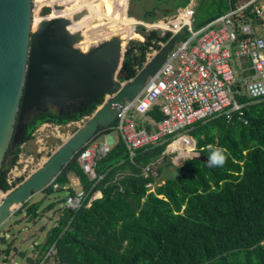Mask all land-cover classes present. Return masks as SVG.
<instances>
[{
	"label": "trees",
	"instance_id": "obj_1",
	"mask_svg": "<svg viewBox=\"0 0 264 264\" xmlns=\"http://www.w3.org/2000/svg\"><path fill=\"white\" fill-rule=\"evenodd\" d=\"M99 1L119 5L120 0ZM189 1L155 0L139 18L146 21L158 18L162 2L169 7L160 13L168 15ZM237 1L198 0L194 27L221 15ZM140 31L143 41L132 39L126 44L118 73L121 80L133 78L144 65L147 53L158 49L160 42L170 37L169 32L146 30L143 26ZM132 33L130 31V35ZM188 34L184 29L171 41L183 40ZM103 99L101 96L65 115L55 109L36 112L26 123L21 139L6 149L0 167V193L24 179L23 176L10 179V170L18 161L22 145L34 138L33 133L40 125L78 121L91 115ZM241 99L248 101L243 109L247 123L236 117L229 122L223 117L195 122L186 133L193 138L195 151L206 160L186 158L180 169L193 171V174L154 184L151 191L146 183L155 178L140 176L139 167L159 157L171 138L153 147L137 149L132 159L118 138L96 165L97 171L105 176L93 187L77 164L76 153L58 174V182H68V174L72 172L86 190L87 198L95 189H99L102 196L75 211L62 208L56 224L35 246L37 256L33 264L41 260L53 242L54 261L69 264H264V100L252 102L245 96ZM147 114L155 121L164 117L159 105L153 106ZM102 128L98 127L97 132ZM188 139L177 160L183 153L192 154L193 142ZM209 145L226 149L227 160L222 167L208 166ZM172 164L169 158L164 159L159 173ZM127 170L131 174L112 183L117 172ZM119 183L122 191L117 190ZM53 192L56 191L50 185L43 190L47 195ZM40 206L38 201H27L14 214L24 209L33 219L41 215ZM53 207L54 203H49L45 210Z\"/></svg>",
	"mask_w": 264,
	"mask_h": 264
},
{
	"label": "built area",
	"instance_id": "obj_2",
	"mask_svg": "<svg viewBox=\"0 0 264 264\" xmlns=\"http://www.w3.org/2000/svg\"><path fill=\"white\" fill-rule=\"evenodd\" d=\"M194 13V7L188 3L177 7L169 16L152 21L136 19L133 23V31L138 25L146 30L170 33L169 39L160 42L158 49L147 53L145 62L182 30L186 29L189 34L183 40L172 41L174 44L164 61L147 77L138 95L125 100L119 107L113 125L103 127L77 152L76 162L92 182V187L104 179L105 173L98 172L96 165L118 138L123 141L132 159L139 148L153 147L169 138L173 142L188 136L182 133L197 121L223 117L229 122L236 117L246 124L248 120L243 109L248 101L242 100L241 96H247L252 102L264 100V92L259 91L264 88V36L258 35L255 30L256 25H264V0H240L221 15L196 28L193 25ZM134 38L128 37L124 41L125 47ZM138 39L144 40L142 36ZM246 69L250 74L242 75ZM116 80L120 84L127 81L119 79L118 74ZM254 90L259 94L254 95ZM141 104L148 105L143 112L139 110ZM155 105H159L164 116L160 121L147 114ZM170 143L159 157L139 167L140 176L155 179L159 176L158 170ZM129 174L128 170L117 172L112 183ZM57 176L52 177L49 185L54 191H66L60 202L62 208L75 211L102 196L101 191L95 189L87 198V192L82 187L75 188V182L70 181L60 184ZM154 184L155 180L146 183L148 191ZM122 189L119 183L117 190ZM55 251L53 242L37 264H69L54 261Z\"/></svg>",
	"mask_w": 264,
	"mask_h": 264
},
{
	"label": "water",
	"instance_id": "obj_3",
	"mask_svg": "<svg viewBox=\"0 0 264 264\" xmlns=\"http://www.w3.org/2000/svg\"><path fill=\"white\" fill-rule=\"evenodd\" d=\"M68 5L45 4L35 11L33 0H0V167L8 145L21 139L26 123L36 112H75L104 96L94 112L33 172L0 193V224L30 197L43 192L52 177L95 136L98 127L114 122L122 103L138 95L174 44H164L133 78L120 84L116 75L125 50L122 38L111 35L83 49L79 44L82 34L70 30L69 25L82 18L86 10L62 15ZM191 156L206 160L198 153ZM180 166L173 163L163 168L155 184L194 173ZM26 261L33 264L34 258L27 256Z\"/></svg>",
	"mask_w": 264,
	"mask_h": 264
},
{
	"label": "rangeland",
	"instance_id": "obj_4",
	"mask_svg": "<svg viewBox=\"0 0 264 264\" xmlns=\"http://www.w3.org/2000/svg\"><path fill=\"white\" fill-rule=\"evenodd\" d=\"M239 1L240 0H238L237 3ZM154 2L155 0H120L119 5L115 3L108 5L109 11L120 14L121 21L124 24L129 25L130 31L134 32L132 28L133 23L136 19L140 20V15L150 9ZM197 2L198 0H190L189 4H191L195 9ZM119 7L121 9H119ZM168 7L169 6H166L163 2L160 4V8L158 9L160 15L159 17L169 16V14L162 15L160 13L168 10ZM159 31L160 33H163L161 30ZM257 31L259 34H263V28L259 25H257ZM141 36L144 39V36L140 31V27L135 25V32L128 35L127 38L135 37L134 39H137L141 38ZM90 44H88L87 47ZM151 52L152 50L148 53ZM86 118L87 117H84L78 121H70L65 124L46 123L45 125H40L33 133L34 138L22 145V151L19 154L18 161L10 170V179H14L16 176H23L25 178L33 172L68 136L71 135L74 130L77 129L79 125L83 123V121L86 120ZM182 135L188 134L183 132ZM114 136L116 137L115 134ZM187 137L192 140L191 136L188 135L178 138L177 141L173 142L171 147L168 145V151L165 153L163 160L169 158L172 162L181 165L186 158L193 154H197L192 140V154L177 160L178 154H181V150L177 151V149H183V147L189 143V139ZM68 178V181L73 184L75 182V188L81 187L78 178L74 175V173L70 172L68 174ZM65 193L66 191L62 189L48 195L43 192H39L30 197L28 202L32 203L38 201L41 203L40 216L30 219L29 215L25 213V210L23 209L21 213L13 214L0 224V264H30L26 261V257L31 256L34 258L37 256L35 246L42 242L46 232L56 223L58 215L62 210L58 199L62 198ZM49 203H54V207L52 209L45 210L47 204ZM14 247H16L17 250H14ZM8 248H10V250L7 253L6 250ZM19 251L23 252L22 256L18 255Z\"/></svg>",
	"mask_w": 264,
	"mask_h": 264
},
{
	"label": "bare ground",
	"instance_id": "obj_5",
	"mask_svg": "<svg viewBox=\"0 0 264 264\" xmlns=\"http://www.w3.org/2000/svg\"><path fill=\"white\" fill-rule=\"evenodd\" d=\"M57 3L69 4L64 11H61L62 15L65 16L72 15L73 13L80 12L81 10H86V13L82 18L69 25V29L72 31L81 30L83 39L79 44L82 48H86L90 43H95L99 40L109 38L111 35H118L122 37L123 44L125 43L124 41L129 35L128 26L120 19L113 17L105 4L101 2H92L90 0H34V4L36 6L35 11H37V9L42 5ZM171 144L169 147H171ZM180 150L181 148L177 149V151ZM187 155L188 153H183L179 159Z\"/></svg>",
	"mask_w": 264,
	"mask_h": 264
},
{
	"label": "clouds",
	"instance_id": "obj_6",
	"mask_svg": "<svg viewBox=\"0 0 264 264\" xmlns=\"http://www.w3.org/2000/svg\"><path fill=\"white\" fill-rule=\"evenodd\" d=\"M260 92H264V88H260ZM253 94H259L255 90L253 91ZM148 105L141 104L139 110L141 112L145 111L147 109ZM209 156H208V166L209 167H222L227 160L226 155V149L220 148V147H213L209 145Z\"/></svg>",
	"mask_w": 264,
	"mask_h": 264
},
{
	"label": "flooded vegetation",
	"instance_id": "obj_7",
	"mask_svg": "<svg viewBox=\"0 0 264 264\" xmlns=\"http://www.w3.org/2000/svg\"><path fill=\"white\" fill-rule=\"evenodd\" d=\"M92 2H100L99 0H94V1H92ZM102 3V2H101ZM112 3H114V2H112ZM103 4H105V6H107V9L109 10V5L108 4H111V3H103ZM165 4V3H164ZM166 11V10H165ZM110 13H111V15L113 16V17H115V18H117V19H120L121 20V15L120 14H117V12H112V11H109ZM128 26V28H129V35H130V27H129V25H127ZM71 112V111H70ZM69 112V113H70ZM65 114H68V113H64V114H62V115H65Z\"/></svg>",
	"mask_w": 264,
	"mask_h": 264
},
{
	"label": "crops",
	"instance_id": "obj_8",
	"mask_svg": "<svg viewBox=\"0 0 264 264\" xmlns=\"http://www.w3.org/2000/svg\"><path fill=\"white\" fill-rule=\"evenodd\" d=\"M196 7V6H195ZM260 27H262L263 28V34H259L258 33V31H257V25H256V28H255V30H256V33L258 34V35H261V36H264V25H259ZM242 75H247V74H250V71L248 70V69H246L244 72H242L241 73ZM46 123H43L42 125H45ZM192 138V137H191ZM17 177V176H16Z\"/></svg>",
	"mask_w": 264,
	"mask_h": 264
}]
</instances>
